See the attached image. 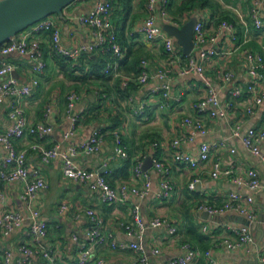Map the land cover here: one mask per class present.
I'll use <instances>...</instances> for the list:
<instances>
[{"label": "crops", "instance_id": "obj_1", "mask_svg": "<svg viewBox=\"0 0 264 264\" xmlns=\"http://www.w3.org/2000/svg\"><path fill=\"white\" fill-rule=\"evenodd\" d=\"M182 0H166L164 6L167 14L175 25L181 26L189 16L196 17L203 23L205 41L203 48L216 47L220 53L203 61L206 75L211 80V87L215 89L220 101L229 99V90L234 87H246L250 80L247 74V59L245 53L253 50L258 52L264 61V27L256 28L248 13L252 0H205L189 14H177L172 18L167 10L170 3L175 6ZM113 9L110 20L116 32L118 43L125 48L124 55L117 60V74L109 73L107 79H91L81 82L77 79L80 73L69 69L70 65L57 55L51 43L48 32L38 35L42 49L44 70L39 73L33 69V61L26 54L17 51L10 52L4 59L14 65L12 75L22 83L31 78H37L38 84L29 95L21 97L19 105L29 123L44 121L52 126L50 133L42 138L25 134L13 139L19 149H27V165L29 169L37 168L48 186L39 191L33 200V205L39 210L40 216L47 223L46 236L40 239L41 245L51 251L54 256L53 264H71L76 257L77 246L86 240L85 229L89 225V218L85 209L92 207L105 221V228L112 231L117 242L137 241L143 246L147 255V264H161L181 253V243L188 241L198 251V255L190 264H207L203 251L212 248V255L220 264H261L260 257L264 253V229L256 225L251 226L253 242L245 243L235 249L225 246H213V243L225 237L232 236L228 224L238 222H224V218L210 219L203 216L197 205L207 202L220 205L231 190L252 193L254 202L249 207L257 215V224H264V164L259 156L252 155L239 139L229 138L227 141L235 148L234 153L221 147L212 151L205 167L191 168L175 161V149L168 143L174 138H184L180 148L195 151L200 141L213 143L219 139H226L231 128L240 123L242 130L249 127H264V103L253 104L251 99L243 94L233 101V107L227 117L212 118L206 113H197L194 103L204 96L208 89L196 73L182 74L180 72L185 61V54L176 42V49L181 57L179 61H168L167 53L161 41H148L139 31L147 14V0H112ZM158 4V10L161 9ZM93 5V0H75L63 9L64 19L56 16L60 27L61 40L67 47L90 43L95 40L93 30L81 25L78 16L86 13ZM264 18V2L261 5ZM232 23L234 33L221 32L216 40L211 37L218 31L221 19ZM174 19V20H173ZM157 22L162 19L158 16ZM163 25V24H162ZM24 31L18 33L22 37ZM234 36V37H233ZM199 47L190 53L197 57ZM109 51V52H108ZM109 53L108 61L112 60L110 50L97 48L90 54L99 55ZM125 57V58H124ZM148 60V68L156 70L164 68L170 76L168 95L163 90L154 92L158 80H151L141 85H127V91L120 92L116 84L121 85V77L134 75L139 72L140 60ZM121 59L120 61H118ZM82 63L87 67L86 60ZM81 65V63H80ZM230 70L233 77L225 83L219 78V73ZM4 76L0 75V82ZM264 87V82L261 84ZM77 91L82 98L75 105L72 115H76L75 130L69 137H64L70 126L67 114V94ZM103 91V92H101ZM144 103L143 112L135 109ZM12 99L7 97L0 101V132L12 125L9 117ZM50 110L45 113L46 106ZM252 105L250 112L246 106ZM185 118L201 121L206 133L192 131L183 123ZM96 128L104 132L100 148L89 154H79L74 161L85 168L97 169L110 182L117 186L121 182L140 185L141 179L133 176L132 165L134 159H140L143 166L147 157L158 158L169 165V175L173 185L171 195L166 199L157 197L159 180L162 174L151 165L145 169L151 179V188L143 197L127 195L123 199L112 203H102L99 193L90 190L86 184L73 181L62 174L61 159L57 157L47 163H42L38 151L29 148L36 142L44 147L58 144L61 148L76 144L87 139ZM117 129L123 144L127 147L128 157H111L112 133ZM157 142L154 147L152 144ZM264 151V140L261 143ZM4 149L0 145V157ZM217 155L222 156L224 165H233L236 172L243 174L247 167H254L260 175L261 186L254 191L244 185H237L228 177L212 179L208 169ZM198 175L200 181L194 189L188 187L189 181ZM22 184L19 181L0 180V215L7 209L25 212L24 203L20 199ZM62 202L67 203L66 209L60 211ZM137 206L141 219L145 225L141 236L136 239L129 235L128 226L131 222V209ZM230 214V213H228ZM160 216L173 223L176 234L169 235L167 226L152 227L150 221ZM222 216V215H221ZM29 220L25 219L14 228L9 235L3 236L0 231V254L3 249L10 252V260L6 264H22V253L19 247L24 242H31L28 235ZM207 226V231L200 229ZM73 235L77 238L73 239ZM157 249L156 253L153 249ZM96 257H103L105 264H137V254L132 249H112L108 244L96 247ZM32 264H49L40 254H34ZM91 264V263H90Z\"/></svg>", "mask_w": 264, "mask_h": 264}, {"label": "built area", "instance_id": "obj_2", "mask_svg": "<svg viewBox=\"0 0 264 264\" xmlns=\"http://www.w3.org/2000/svg\"><path fill=\"white\" fill-rule=\"evenodd\" d=\"M264 0H252L248 13L256 28L264 27L263 12L261 5ZM161 9L158 10V4ZM166 0H147L146 9L147 14L139 26L140 33L151 42L161 41L164 49L168 55V61H179V56L175 38L165 32L162 28L163 23H172V19L167 14L164 6ZM113 9L112 0H93V5L89 11L78 16V22L81 25L88 26L93 30L95 40L90 43H79L70 47L63 44L61 40L60 27L57 24L54 15H48L44 18L31 24L24 29L22 37L17 38V41H6L0 44V75L4 76V80L0 82V101L4 98H11L13 103L9 111V117L13 120L12 125L0 132V145L4 149L3 155L0 157V180L3 181H19L22 184V191L20 199L24 203L25 212L18 210L7 209L0 215V231L3 236L19 226L25 219H28L29 229L28 235L31 242H24L20 245L19 250L22 253L20 263L32 264L34 254H40L49 264L54 263V256L51 251L41 245L40 239L46 236L48 227L44 219L41 218L39 210L33 205V200L37 193L46 189L48 184L37 168L29 169L27 165V149H19L13 142V139L20 138L25 134L42 138L52 130V126L44 121L36 123H29L24 114L23 108L18 104L21 97L29 95L37 86L38 79L31 78L28 82H19L13 75L12 71L14 65L4 59V56L10 52L17 51L20 54L28 55L33 61V69L41 73L44 70V61L42 57V49L38 35L42 32H48L51 36V43L54 52L70 60L71 66H74L77 59L83 54H90L95 49L110 50L113 57L108 61L104 67V73L114 72L117 74V60L124 55L125 48H122L117 41L116 32L110 20V14ZM162 19L161 24L157 22V17ZM234 33L232 23L227 20H222L219 23L218 31L211 37V40H216L217 36L223 32ZM234 37V36H233ZM205 41L203 23L196 20L193 26V42L195 47H199L197 57L191 53L185 55L184 65L180 72L182 74L196 73L207 86V93L200 97L193 105L197 113H206L212 118L227 117L233 107L234 99H237L243 94H246L253 104L264 103V87L261 85L264 82V61L263 57L253 50L245 53L247 59V74L250 77L246 87H234L229 90V99L227 101H220L217 92L211 87V80L205 73L203 61L210 59L217 55L220 51L210 46L203 48L201 44ZM192 49V50H193ZM233 77V72L226 70L219 73V78L228 83ZM151 80H158V85L153 89L154 92L163 90L164 95H168L170 89V76L164 68L150 70L148 68V60L143 58L139 63V72L134 75H124L121 77V85L127 86L129 84L141 85ZM67 114L70 119V126L65 131L64 137H69L74 133L76 122L78 120L76 115H72V111L82 98L77 91H70L67 94ZM145 104L142 102L135 110L142 113ZM50 110V105L46 106L45 113ZM252 105L246 106V111L250 112ZM183 123L189 129L198 130L201 134L206 133V128L201 121L192 118H185ZM112 133V155L111 157H128L127 147L123 144L120 132L117 129L111 130ZM104 132L101 128H96L92 134L76 144L68 145L61 148L58 144L51 147L41 146L39 143H32L29 148L38 151L42 163H47L52 159L60 157L62 174L76 182H81L87 185L90 190L99 193V200L102 203H112L115 200L123 199L127 195H134L143 197L151 188V179L141 165V160L135 158L132 165L133 176L141 179V184L134 185L130 182H121L117 186H112L110 182L97 169L85 168L78 165L74 161V157L79 154H89L97 151L103 142ZM229 138L239 139L242 145L254 156H259L261 162L264 164V151H261V143L264 140V127L254 128L249 127L242 130L240 123H236L231 128V133L226 139H219L213 143L205 140L200 141L195 151L182 150L180 148L181 142L184 138H174L169 141V145L175 149L173 157L175 161L188 165L191 168L205 167L212 151L216 148L228 149L230 153L236 150L227 141ZM158 143L154 142L155 147ZM153 167L162 174L159 180V191L157 197L160 199L168 198L172 191L173 185L168 178L170 167L168 164L162 162L158 158L152 159ZM208 175L212 179H219L221 177H228L233 183L237 185H244L249 190L254 191L261 186V179L259 172L254 167H247L243 174L236 172L233 165H224L222 156L217 155L212 161ZM200 181L198 175L192 177L188 183L190 189H194L196 184ZM254 202V195L252 193H243L238 190H231L227 193L225 200L220 205H213L207 202H201L197 205L199 211H206L212 215H224L227 213H235L237 215L245 216L249 222H255L257 215L249 207ZM67 203L62 202L59 210L66 209ZM85 213L89 218V225L85 229L86 240L80 241L77 246L76 257L71 264H105L103 257H96V247L108 244L112 249H132L138 258L137 264H147V255L143 250V246L137 242H117L112 231L105 228V221L94 208L89 207L85 209ZM152 227L167 226V233L169 235L176 234V227L173 223L160 216H155L151 221ZM144 223L141 219L139 209L137 206L131 209V222L128 226L129 235L138 239L144 231ZM232 236L225 237L213 243V246H225L229 249H235L245 243L253 242L254 237L249 224L233 223L228 224ZM202 231H207L205 224L201 225ZM77 237L73 235V239ZM181 253L161 264H190L198 255V251L188 241L181 243ZM158 250L155 248L153 252ZM203 256L207 264H220L212 255V248L209 247L203 251ZM10 260V252L3 249L0 254V264H6ZM261 264H264V253L260 257Z\"/></svg>", "mask_w": 264, "mask_h": 264}, {"label": "water", "instance_id": "obj_3", "mask_svg": "<svg viewBox=\"0 0 264 264\" xmlns=\"http://www.w3.org/2000/svg\"><path fill=\"white\" fill-rule=\"evenodd\" d=\"M75 0H0V44L12 40L17 41V35L31 24L45 16L56 14L64 19L63 9ZM196 17H189L181 26L172 23H163L165 32L176 39L181 46L182 53L189 54L194 46L193 26ZM151 157H147L142 168L145 170L151 165ZM205 218L225 219L224 222H238L249 224L250 227L258 225L264 229V224L249 222L245 216L235 213L224 215H212L203 212ZM219 217V218H218Z\"/></svg>", "mask_w": 264, "mask_h": 264}, {"label": "trees", "instance_id": "obj_4", "mask_svg": "<svg viewBox=\"0 0 264 264\" xmlns=\"http://www.w3.org/2000/svg\"><path fill=\"white\" fill-rule=\"evenodd\" d=\"M118 1H122V0H118ZM127 1H130V0H127ZM198 1L200 2L201 5H204L207 2V1L205 2V0H182L179 4L175 6L168 3L167 10L172 18H175L176 17L175 15L177 14H183V13L189 14L192 10L196 8ZM224 18L225 17H223L221 20H226ZM108 52L95 55L94 57L92 55H81L77 59V62L74 66L70 65V60H68L65 57H62V58L64 59V61H66L70 65L69 69H71L72 71L77 70L78 73H80L79 76H77V79L79 81L84 82V81H88L91 79H102L103 80V79H107L110 76L109 73H104V67L106 63L108 62V58H109ZM84 59L88 63L87 67H85V65L82 63V60ZM121 59H119L118 61H120ZM115 84H116V89H119L120 92H124L128 90L127 86L119 85L118 82ZM129 85H132V84H129ZM86 264H90V263H86Z\"/></svg>", "mask_w": 264, "mask_h": 264}, {"label": "rangeland", "instance_id": "obj_5", "mask_svg": "<svg viewBox=\"0 0 264 264\" xmlns=\"http://www.w3.org/2000/svg\"><path fill=\"white\" fill-rule=\"evenodd\" d=\"M52 15H54V16H55L56 14H52ZM55 17H56V16H55Z\"/></svg>", "mask_w": 264, "mask_h": 264}]
</instances>
